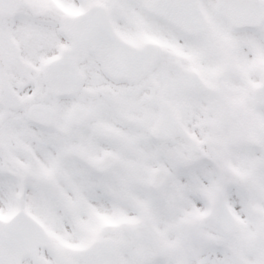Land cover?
<instances>
[{
	"label": "snow or ice",
	"instance_id": "1",
	"mask_svg": "<svg viewBox=\"0 0 264 264\" xmlns=\"http://www.w3.org/2000/svg\"><path fill=\"white\" fill-rule=\"evenodd\" d=\"M0 264H264V0H0Z\"/></svg>",
	"mask_w": 264,
	"mask_h": 264
}]
</instances>
